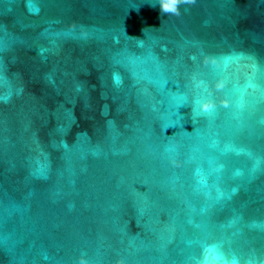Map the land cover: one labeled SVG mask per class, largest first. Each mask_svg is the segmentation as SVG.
Masks as SVG:
<instances>
[{"label": "water", "instance_id": "95a60500", "mask_svg": "<svg viewBox=\"0 0 264 264\" xmlns=\"http://www.w3.org/2000/svg\"><path fill=\"white\" fill-rule=\"evenodd\" d=\"M0 264H264V0H0Z\"/></svg>", "mask_w": 264, "mask_h": 264}, {"label": "clouds", "instance_id": "9594fccd", "mask_svg": "<svg viewBox=\"0 0 264 264\" xmlns=\"http://www.w3.org/2000/svg\"><path fill=\"white\" fill-rule=\"evenodd\" d=\"M182 0H158L160 11L164 14H178Z\"/></svg>", "mask_w": 264, "mask_h": 264}]
</instances>
